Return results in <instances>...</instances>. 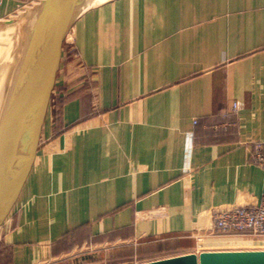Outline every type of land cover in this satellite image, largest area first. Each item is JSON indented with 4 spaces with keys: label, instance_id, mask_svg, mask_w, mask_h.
<instances>
[{
    "label": "crops",
    "instance_id": "1",
    "mask_svg": "<svg viewBox=\"0 0 264 264\" xmlns=\"http://www.w3.org/2000/svg\"><path fill=\"white\" fill-rule=\"evenodd\" d=\"M38 1L2 0L0 19ZM70 38L0 264H71L88 244L110 247L94 264L264 250V235L208 234L216 209L264 199V0H104Z\"/></svg>",
    "mask_w": 264,
    "mask_h": 264
},
{
    "label": "water",
    "instance_id": "2",
    "mask_svg": "<svg viewBox=\"0 0 264 264\" xmlns=\"http://www.w3.org/2000/svg\"><path fill=\"white\" fill-rule=\"evenodd\" d=\"M92 0H39L0 104V230L12 218L54 119L74 22ZM17 18L0 19V26ZM25 26V25H24ZM140 264H264V250L186 253Z\"/></svg>",
    "mask_w": 264,
    "mask_h": 264
},
{
    "label": "built area",
    "instance_id": "3",
    "mask_svg": "<svg viewBox=\"0 0 264 264\" xmlns=\"http://www.w3.org/2000/svg\"><path fill=\"white\" fill-rule=\"evenodd\" d=\"M1 2L2 0H0ZM240 106V102H234L232 105L234 111H238ZM252 162L264 167V146L262 143H253ZM215 231L264 235V199L255 206L234 205L216 209L213 213V222L208 234H213ZM193 237L196 245L202 246L205 234L193 233Z\"/></svg>",
    "mask_w": 264,
    "mask_h": 264
},
{
    "label": "rangeland",
    "instance_id": "4",
    "mask_svg": "<svg viewBox=\"0 0 264 264\" xmlns=\"http://www.w3.org/2000/svg\"><path fill=\"white\" fill-rule=\"evenodd\" d=\"M30 15L31 10H24V12L20 13L19 18L17 17V19L20 22L21 17H27V21H24L28 22ZM24 25L26 24L24 23ZM4 30L6 33L0 36V102L3 99L8 83L11 79L18 51L19 38L21 36V30L20 28L18 30V25ZM109 250L110 247H104L102 244H88L83 248H77L76 251L68 256L67 259L63 260V262L68 261L71 264H94L96 262L104 261L107 258L105 253ZM186 250L188 249H180L174 253H181Z\"/></svg>",
    "mask_w": 264,
    "mask_h": 264
},
{
    "label": "bare ground",
    "instance_id": "5",
    "mask_svg": "<svg viewBox=\"0 0 264 264\" xmlns=\"http://www.w3.org/2000/svg\"><path fill=\"white\" fill-rule=\"evenodd\" d=\"M101 1H104V0H92V1H90L88 4H92V3H97V2H101ZM24 20H26V18L24 19ZM12 41V40H11ZM11 45V44H10ZM6 52V51H5ZM1 102H2V100H1ZM1 102H0V104H1Z\"/></svg>",
    "mask_w": 264,
    "mask_h": 264
}]
</instances>
